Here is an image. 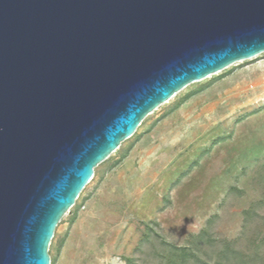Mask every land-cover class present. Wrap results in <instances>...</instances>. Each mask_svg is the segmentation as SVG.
Listing matches in <instances>:
<instances>
[{"label": "water", "instance_id": "obj_1", "mask_svg": "<svg viewBox=\"0 0 264 264\" xmlns=\"http://www.w3.org/2000/svg\"><path fill=\"white\" fill-rule=\"evenodd\" d=\"M264 53V0H0V264H51L94 170L190 84Z\"/></svg>", "mask_w": 264, "mask_h": 264}, {"label": "rangeland", "instance_id": "obj_2", "mask_svg": "<svg viewBox=\"0 0 264 264\" xmlns=\"http://www.w3.org/2000/svg\"><path fill=\"white\" fill-rule=\"evenodd\" d=\"M225 243L264 254V53L149 114L95 168L48 254L51 264H180L173 248L184 247L214 264Z\"/></svg>", "mask_w": 264, "mask_h": 264}, {"label": "trees", "instance_id": "obj_3", "mask_svg": "<svg viewBox=\"0 0 264 264\" xmlns=\"http://www.w3.org/2000/svg\"><path fill=\"white\" fill-rule=\"evenodd\" d=\"M252 215H255V209L252 208L245 212V222L249 223ZM207 231H202L197 237L196 242L207 236ZM263 243V240H262ZM252 251H242L234 247L231 243H225L220 255L214 264H264V254H262L261 245L254 247ZM173 251L179 256L180 264H186L187 259H192L193 264H208L200 256V252L194 248H173Z\"/></svg>", "mask_w": 264, "mask_h": 264}]
</instances>
